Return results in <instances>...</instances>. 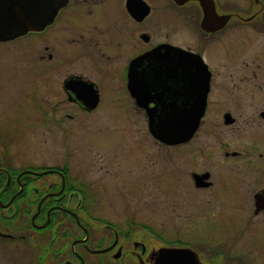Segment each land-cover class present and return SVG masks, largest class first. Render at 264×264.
I'll list each match as a JSON object with an SVG mask.
<instances>
[{
  "label": "flooded vegetation",
  "instance_id": "af4514ba",
  "mask_svg": "<svg viewBox=\"0 0 264 264\" xmlns=\"http://www.w3.org/2000/svg\"><path fill=\"white\" fill-rule=\"evenodd\" d=\"M157 48L186 52L172 71L205 113L186 143L154 138L174 168L141 202L128 185L136 176L103 172L107 144L63 155L50 141L61 136L64 150L74 130L98 129L119 79L148 124L129 71ZM15 85L42 109H32L29 154L0 111V264H256L245 241L264 226V0H67L45 28L0 40V109ZM81 160L97 169L73 168ZM220 209L235 216L212 235Z\"/></svg>",
  "mask_w": 264,
  "mask_h": 264
},
{
  "label": "rangeland",
  "instance_id": "374dc122",
  "mask_svg": "<svg viewBox=\"0 0 264 264\" xmlns=\"http://www.w3.org/2000/svg\"><path fill=\"white\" fill-rule=\"evenodd\" d=\"M115 84L116 86L112 88L113 94H103L102 104L99 108L109 113L102 119L92 120L98 121L96 123H102L93 125L96 127L92 126V129L97 127L98 129H95L94 132L82 130L80 127L78 131L74 130L75 132L72 135H68L65 143L68 147L63 148L64 150H60L61 136L52 133L50 152L52 154L63 153L65 155L70 154L77 146H79V149L84 147L87 142L105 143L109 148L106 152V149L99 151V155L108 154L110 165L102 168L103 172L107 169L115 172L129 171L131 176H136L128 184L131 187V195L137 197L136 201L153 202L156 200L154 199V190L149 189V186L156 187L158 183L155 176L160 175L162 177L170 173L174 168L170 161V153L154 143V138L148 129L147 120H144L143 116H140L135 111L134 101L130 99L127 91H125V81L119 79L118 82L115 81ZM26 93L22 92L17 85L8 87L2 103L4 109H0V111L5 114L6 125L15 132V138L18 140L23 138V143L27 144L28 148L26 154H29L31 150L38 147V142L35 139L36 135L31 132L32 127L35 126L31 118L32 109L42 108L35 101H32L31 98L29 99ZM80 151L85 153L81 149ZM89 154H92V151ZM82 159H85V156ZM71 164L72 166L74 165L73 168L80 170L97 169L95 167L92 168V162L86 160L75 162L76 165L74 162ZM101 174L105 176L104 173L100 172ZM106 184L110 186L119 185L117 177L108 178ZM139 186H148L147 193H141L137 189ZM141 195L145 196L146 199H142ZM131 201L135 200L131 199ZM234 216L235 211L220 209L217 211L216 218L212 221L210 227L207 228L212 235L223 234L230 227L225 230L221 223H229V218ZM245 242L254 263L264 264V226L256 228L254 234L249 235Z\"/></svg>",
  "mask_w": 264,
  "mask_h": 264
},
{
  "label": "water",
  "instance_id": "95a60500",
  "mask_svg": "<svg viewBox=\"0 0 264 264\" xmlns=\"http://www.w3.org/2000/svg\"><path fill=\"white\" fill-rule=\"evenodd\" d=\"M66 2L0 0V40L45 28ZM183 53L186 52L179 48H157L134 60L129 71L128 89L137 106L147 107L149 132L167 145L188 142L205 113V103H201L199 93L191 91L185 86L186 79L182 75L177 78L172 71V68L182 66L176 57L184 58ZM146 60L154 62L147 65L149 70L144 76L141 69ZM173 82L184 83V86L176 87ZM89 99L94 100V95L90 94ZM150 102H155V107L149 108Z\"/></svg>",
  "mask_w": 264,
  "mask_h": 264
}]
</instances>
